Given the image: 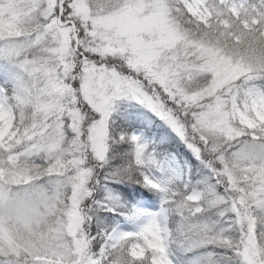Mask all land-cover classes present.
<instances>
[{
  "label": "snow or ice",
  "instance_id": "6c2138e0",
  "mask_svg": "<svg viewBox=\"0 0 264 264\" xmlns=\"http://www.w3.org/2000/svg\"><path fill=\"white\" fill-rule=\"evenodd\" d=\"M0 264H264V0H0Z\"/></svg>",
  "mask_w": 264,
  "mask_h": 264
}]
</instances>
